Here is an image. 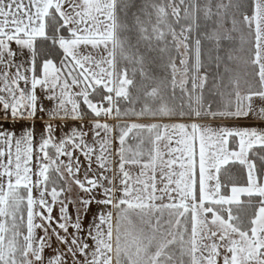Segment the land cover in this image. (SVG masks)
<instances>
[{
  "label": "snow or ice",
  "instance_id": "1",
  "mask_svg": "<svg viewBox=\"0 0 264 264\" xmlns=\"http://www.w3.org/2000/svg\"><path fill=\"white\" fill-rule=\"evenodd\" d=\"M0 264H264V0H0Z\"/></svg>",
  "mask_w": 264,
  "mask_h": 264
},
{
  "label": "rangeland",
  "instance_id": "2",
  "mask_svg": "<svg viewBox=\"0 0 264 264\" xmlns=\"http://www.w3.org/2000/svg\"><path fill=\"white\" fill-rule=\"evenodd\" d=\"M46 106H48L47 105V102H46ZM128 121H129L128 122L129 124L130 123H151V122H159V123L183 122V123H190V121H168V120H164V121H148V120H137V119H134V120H128ZM106 122L109 123V124H111V125H117L121 121L109 119ZM125 123H127V122H125ZM214 123H216V124H226V125H230L231 126V125H236V124H240V125H253L256 122L255 121L248 120V121H215ZM114 136H115V133H114ZM128 143L134 145L135 144V141L129 139ZM117 147H118V143L114 140L113 149L115 150ZM116 159H117V157L115 156V152H114L113 153V160L115 161ZM93 167H95V165Z\"/></svg>",
  "mask_w": 264,
  "mask_h": 264
},
{
  "label": "trees",
  "instance_id": "3",
  "mask_svg": "<svg viewBox=\"0 0 264 264\" xmlns=\"http://www.w3.org/2000/svg\"><path fill=\"white\" fill-rule=\"evenodd\" d=\"M135 118L134 117H128V118H126V119H121V120H119V121H121L120 123H125V122H129L128 120H134ZM116 135V134H115Z\"/></svg>",
  "mask_w": 264,
  "mask_h": 264
}]
</instances>
